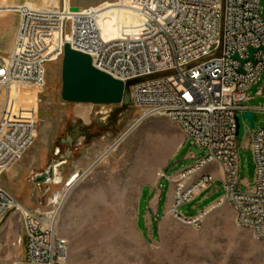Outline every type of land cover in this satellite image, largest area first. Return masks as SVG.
<instances>
[{
    "label": "built area",
    "instance_id": "1",
    "mask_svg": "<svg viewBox=\"0 0 264 264\" xmlns=\"http://www.w3.org/2000/svg\"><path fill=\"white\" fill-rule=\"evenodd\" d=\"M259 4L260 0H131L127 8L139 22L121 26L118 36L109 39L102 37L98 21L105 10L123 3L79 11L22 4L15 11L14 48L6 56L0 54V87H44L46 66L62 57L66 43L89 55L95 68L125 83L139 120L166 118L195 149L206 153L193 167L177 173L171 208L175 218L199 228L206 211L185 218L178 208L208 188L214 179L202 170L216 163L225 191L220 203L228 202L237 226L262 240L264 128L249 134L255 177L244 191L238 181L236 143V117L264 111L247 105L250 88L264 72ZM36 129L34 121L7 117L4 110L0 115V221L11 211L20 215L26 264H65L67 242L55 231L54 213L21 207L1 184L2 174L33 144ZM196 174L198 179L189 185ZM55 205L49 202V207Z\"/></svg>",
    "mask_w": 264,
    "mask_h": 264
},
{
    "label": "rangeland",
    "instance_id": "2",
    "mask_svg": "<svg viewBox=\"0 0 264 264\" xmlns=\"http://www.w3.org/2000/svg\"><path fill=\"white\" fill-rule=\"evenodd\" d=\"M115 2L120 0H2L0 16L13 13L11 8L22 4L56 10L63 6H109ZM259 7L264 19V0H260ZM61 61L62 57L46 66L44 87H15L10 92V118L34 121L37 131L23 158L2 174L1 184L25 209L54 213L55 231L67 242L65 264H264V239L257 240L250 230L237 226L232 206L226 201L220 203L225 191L216 163L202 170L213 176L208 188L178 208L179 215L185 218L208 211L199 228L169 214L159 223L154 218L150 220L154 241L142 235L138 228H143L141 214L147 192L144 191L141 214L137 216L141 188L152 183L154 177L163 179L165 169V174L172 176L169 181L164 178L160 185L166 202L170 190L173 193L177 172L193 167L206 153L198 158L192 155L193 144L176 136L174 132H180L178 126L166 118L138 123L139 111L132 104L64 103L60 97ZM258 90L261 96H256ZM5 96L0 87V115ZM249 97L247 105L264 107V72L250 88ZM253 119L251 128L239 115L236 143L242 191L246 190V183L254 181L249 134L264 128V111H254ZM75 127L86 129L90 136L81 135L70 147L63 140ZM146 148L150 163L147 172L138 166ZM69 151L71 156L63 166L61 183L46 185L32 179L34 173L48 169L59 160V155L66 156ZM77 166L81 168L76 176L79 179L64 203L49 207L53 198H60ZM198 177L194 175L187 183L192 184ZM24 253L22 220L18 212L11 211L0 221V264H26Z\"/></svg>",
    "mask_w": 264,
    "mask_h": 264
},
{
    "label": "water",
    "instance_id": "3",
    "mask_svg": "<svg viewBox=\"0 0 264 264\" xmlns=\"http://www.w3.org/2000/svg\"><path fill=\"white\" fill-rule=\"evenodd\" d=\"M73 10H77V8H73ZM253 52L254 50L250 49V53L252 54ZM249 60L253 61L252 56ZM60 97L64 103L88 104L92 106H129L131 104L129 90L123 81L115 79L111 75L95 68L89 55L72 49L68 43L64 46L61 61ZM242 117L249 123L251 128H254L253 112L243 113ZM239 127V116H237L236 136L238 135ZM81 135L90 136L87 131H82L67 141L63 140V143L67 142L71 147L73 142ZM191 152L196 158L202 156V151L194 147L191 148ZM70 156L71 153L69 151L64 158H69ZM76 175L74 174L72 178Z\"/></svg>",
    "mask_w": 264,
    "mask_h": 264
},
{
    "label": "crops",
    "instance_id": "4",
    "mask_svg": "<svg viewBox=\"0 0 264 264\" xmlns=\"http://www.w3.org/2000/svg\"><path fill=\"white\" fill-rule=\"evenodd\" d=\"M1 2H2V0H0V3ZM17 26H18V15H16L15 13H9L5 16H0V54L1 55L6 56L12 52L13 42H14ZM180 132L175 131L174 134L176 136H179L180 138L186 139L183 136V134H181ZM178 147H180V145H178ZM105 153H106V151H105ZM145 154L147 156V163L148 164L146 165V164L142 163V165H138V166H139V168L142 169V171L147 172V171H149V168H150V163L148 161L149 155L147 154V150H146ZM170 159H171V157L169 158L168 162H170ZM79 172H81V168H79V166H77V168H75L74 174H77ZM162 172H163L162 174L164 175L163 177L166 178L167 180L172 177V176L168 177L165 174V169L162 170ZM207 173L211 175L210 171H207ZM220 175L222 178V173H220ZM76 176H78V174ZM76 176H74L73 178H75ZM72 179L69 182H71ZM78 179H79L78 177L75 178L73 187H74V185H76ZM163 179H157L156 177H154L152 183H149L148 185H144L140 191L139 204H138V208H137V216H139V214H141V212H140L141 210L139 211V207L141 204V199H143L145 196L144 191L147 192L146 193L147 197H146V199L144 198L145 201H144V206H143V212L141 214L143 216V228L142 229L138 228V229L142 235L149 237L152 241H154L155 237L152 234V231L150 230V224H149L150 220L152 218H154L157 220L156 221L157 223L164 220L169 214H171L170 209L172 208V203H173V193L171 192V190L167 195L166 202L163 198V192L160 189V185H161V182ZM37 182L39 184H43V183L48 184L49 183V181H46L43 179H38ZM219 200H217V201H219ZM196 216H194V217H196ZM137 221H138V219H137ZM158 232L159 231L156 230V233H158Z\"/></svg>",
    "mask_w": 264,
    "mask_h": 264
},
{
    "label": "bare ground",
    "instance_id": "5",
    "mask_svg": "<svg viewBox=\"0 0 264 264\" xmlns=\"http://www.w3.org/2000/svg\"><path fill=\"white\" fill-rule=\"evenodd\" d=\"M119 3H121V4L123 3L124 6H122V7H113V8H110L108 10H105L102 13V15L100 16V19L98 21V27H99L101 35H102V37L104 39L117 37L118 34H119V29L121 28V26H123V25L127 26V25H131V24H136L140 20L136 13H134L133 11H131L130 9L127 8V6H129L131 4V0H120ZM20 6L21 5H17L14 8H11L12 9L11 11L13 13H15V11ZM26 6L30 7L29 4H26ZM68 10L79 11L81 9L78 8L77 10H73V8H69ZM13 48H14V42H13ZM25 86H27V85H25ZM15 87H23V86H13L12 85L9 88H3L2 87V89L5 91V94H6V96H5L6 97L5 105H4L3 110L6 112L7 117H11L10 116L11 114L9 112V103H10V100L13 101V93H10V92H12L11 91L12 88H15ZM28 87H33V86H28ZM18 120H27V119H18ZM137 122L139 123V122H142V121L138 119ZM36 131H37V129H36ZM35 135H36V132H35ZM146 150H147V148L144 149L141 152V156H140L141 160L138 163V165H142V163L146 164V165L148 164L147 163V156L145 154ZM75 178H73L71 182H68V184H65L64 190H63L62 194L60 195V198L59 197H55V198L52 199V202H54V203H58L59 202V206L62 203H64L65 197L67 196L69 190L73 187ZM59 210H60V208H59ZM56 212H58V211H56ZM206 212H208V211H206ZM170 213L172 214L171 209H170ZM55 220H56V217H55Z\"/></svg>",
    "mask_w": 264,
    "mask_h": 264
},
{
    "label": "flooded vegetation",
    "instance_id": "6",
    "mask_svg": "<svg viewBox=\"0 0 264 264\" xmlns=\"http://www.w3.org/2000/svg\"><path fill=\"white\" fill-rule=\"evenodd\" d=\"M82 131H87V130L86 129L82 130L79 127L73 128L72 132L69 134V136H67V138L64 141H67L69 138L71 139L74 135L79 134ZM85 137H87V136H85ZM56 153H58V151ZM59 156H60L59 160L51 163L48 166V169L34 173V175L32 176V179H37V180L43 179V180L49 181V183L46 185H50L52 183L57 184L60 181H62V173H63L62 169H63V166L65 165L67 158H64L63 155H59Z\"/></svg>",
    "mask_w": 264,
    "mask_h": 264
}]
</instances>
